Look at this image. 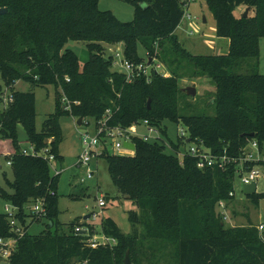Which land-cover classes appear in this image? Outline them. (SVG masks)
I'll list each match as a JSON object with an SVG mask.
<instances>
[{
	"label": "trees",
	"instance_id": "obj_1",
	"mask_svg": "<svg viewBox=\"0 0 264 264\" xmlns=\"http://www.w3.org/2000/svg\"><path fill=\"white\" fill-rule=\"evenodd\" d=\"M121 1L134 7L131 22L101 11L100 0H0V9H7L0 15L3 84L14 88L24 81L56 89V113L38 132L35 93L14 92L13 102L4 109L0 85V155L8 157L14 170V180L8 182L13 193L0 188V197L19 209L17 218L26 230L9 263L123 264L129 252L132 264H141L150 254L148 263L159 264L156 254L160 252L165 258L164 247L170 246L169 264H264V230L260 232L254 224L227 227L216 213L220 201L230 203L234 199L229 196L235 190L234 166L226 171H201L196 159L186 157L181 163L176 153L167 154L163 140L134 139L136 149L129 157L106 149L99 158L107 162L114 186L140 213L129 216L134 228L130 235H125L112 218H105L102 231L116 244L92 249L75 224L63 230L58 220V176L52 175L48 161L20 153L19 124L36 149L50 146L58 161L62 139L59 118L92 117L97 123L108 109L113 112L108 122L111 127L128 128L148 120L166 135L164 121H182L191 141H203L216 154L239 157L250 141H257L264 149V75L233 72L241 60L259 58L264 0H204L216 21L217 36L230 41L226 55H193L180 43L175 32L187 0ZM242 6L254 15L237 16L235 12ZM69 41L87 43L89 57L84 65L74 51L65 49ZM119 43L130 61H144L139 54L141 47L150 57L159 59L171 77L154 75L150 83L145 79L127 82L112 71L107 57V47ZM185 69L191 78H208L215 84L216 116L183 115L181 104L187 94L181 91L179 80ZM66 104L70 109H65ZM184 106L191 104L184 102ZM171 144L179 151L182 143ZM247 198L259 204L264 194ZM38 200L45 202V219L24 210ZM41 220L46 221L47 230L30 235V225ZM141 224L145 233L140 236L137 226ZM77 226L93 233L88 223ZM13 237L7 216L0 213V238Z\"/></svg>",
	"mask_w": 264,
	"mask_h": 264
},
{
	"label": "rangeland",
	"instance_id": "obj_2",
	"mask_svg": "<svg viewBox=\"0 0 264 264\" xmlns=\"http://www.w3.org/2000/svg\"><path fill=\"white\" fill-rule=\"evenodd\" d=\"M99 9L103 12H112L122 22H131L134 19V7L121 0H100ZM246 10L247 8L242 6L236 10L235 14L237 16L244 15ZM189 13L195 19L190 21L184 18L175 32L183 47L193 55H226L229 51L230 41L227 38L217 36L216 21L206 2L204 0H196L191 4ZM253 15L254 13L249 10L246 18L252 17ZM203 17H206L207 23L203 22ZM65 49H70L77 54L81 66L88 60L89 50L87 43L69 41ZM119 49L124 50L122 43L107 47V54L111 55V51H117ZM139 54L144 61L150 58L141 47H139ZM112 71L118 73L117 67L116 69L112 67ZM233 72L241 75H253L255 73L264 75V38L259 41V58L241 60ZM164 74L165 78L171 77V72L166 66ZM180 74L183 76L179 80L181 89L187 87L196 89L195 96L187 95V99L184 100V102H188L191 106H184V102L181 104L183 115L216 116L217 110L214 102L216 93L215 84L208 78H191L189 71H186V69L181 70ZM0 85H2L3 93L6 96H12L14 92L35 93V128L38 132L43 130L44 124L56 113V89L54 86L35 87L30 83L19 81L14 88H7L3 84L1 77ZM4 95L2 97V103L4 101ZM78 119L77 117L65 115L58 120L62 135L61 142L58 145L61 158L50 165L52 175H54V169L60 173L57 181L58 220L62 224L63 230L66 231L70 224L77 226L78 223L83 225L85 223L94 224L93 228L95 230L102 231V220L112 218L125 235H130L133 233L134 228L130 223L129 216L136 212L140 213V210L130 200H127L114 186L108 171L107 162L102 158H98L97 160L92 158L90 168L95 172V176L85 184H80V178L84 175V170L77 167L79 150L82 146L81 136L86 132L93 134L95 132L96 122L94 118L88 117L84 119L82 126H78ZM162 127H165L167 132L166 135L161 133V138L164 139L166 144L178 143L177 135L181 128L188 134L182 121H179V123L164 121ZM17 130L20 145L22 148L29 149L31 145L23 126L19 124ZM139 132L141 134H147V129L142 127ZM52 139V136L49 137L46 141L47 144ZM188 147L189 145L183 143L181 144L180 150L184 151ZM109 151L111 154L123 157H129L134 154L126 149L116 150L113 147H109ZM166 153L170 155L173 154V151L168 148ZM9 161L6 155H0V188L12 194L13 190L8 186V182L14 180V170L12 166L8 165ZM240 184V180L237 177L235 181L236 199L231 201L229 205L230 221L226 222L227 227L237 229L243 228L248 224L257 226L264 223V200L256 204L252 200L246 199ZM100 193L104 195L107 201V206L104 208L103 214L94 223L90 220L85 221V216L92 212L100 211L97 208V198L100 196ZM257 193L264 194V174L257 182ZM32 204H29L24 209L27 214L32 209ZM7 206H11V204L0 197V213H4ZM216 213L218 214L217 208ZM30 221L31 219L29 218L28 222ZM47 228L46 221L41 220L31 224L28 233L32 236H37L45 232ZM137 232L140 236L144 235L145 229L143 224L137 226ZM164 250L167 254L165 258H163L160 252L156 254L160 259L159 264L170 263L169 254L172 253L173 248L168 246L164 247ZM147 258L151 259V254ZM146 259H143L141 264H149L148 259ZM0 264L10 263L9 260L0 259Z\"/></svg>",
	"mask_w": 264,
	"mask_h": 264
},
{
	"label": "built area",
	"instance_id": "obj_3",
	"mask_svg": "<svg viewBox=\"0 0 264 264\" xmlns=\"http://www.w3.org/2000/svg\"><path fill=\"white\" fill-rule=\"evenodd\" d=\"M196 0H187L183 4L184 16L192 21L193 18L189 13L190 6ZM107 57L111 60L112 67L116 69L120 75H123L127 82H133L136 79H145L147 83H150L154 75H160L165 77L164 70L165 65L160 62L159 59L150 57L148 60L142 61L140 63L132 62L125 56L124 50L111 51V55L107 54ZM124 68V70H122ZM69 81V79H67ZM13 102V95H4L3 108L6 109ZM65 102V100H64ZM67 105V104H66ZM65 109H70L67 105ZM113 112L108 109L106 114L100 119L95 126V132L82 134V146L79 150V158L77 167L84 170V175L80 178V184H85L88 180H91L95 176V172L91 170L90 163L92 158L96 160L101 156L102 152L113 147L116 150L125 149L124 143L129 142L134 144V139H141L144 142H157L164 139L161 138L162 129L160 127L152 125L148 120L136 123L128 128H123L120 126L111 127L108 122L112 118ZM84 124V120L82 125ZM81 125V126H82ZM146 128L147 134H141L139 132L140 128ZM187 129V128H186ZM188 131V129H187ZM178 143H184L189 145L188 149L181 151L174 150L172 144H166L167 148L172 149L176 153L180 162L186 157H191L196 159V166L201 171H206L208 169H219L226 171L227 168L232 166L235 167V179L238 177L240 180V185L257 184L258 180L263 177L264 174V149H262L257 141L248 142L247 146L243 149V155L239 157H232L228 155H221L213 153L203 141L195 140L191 141L189 138V133L187 134L184 129L179 130ZM189 140V143H188ZM51 142L48 144L50 145ZM192 144V145H190ZM30 148L25 149L20 145V153L24 156L32 157H42L46 159L49 165L56 162V157L51 152L50 146L43 148L41 150L36 149V146L30 143ZM181 147V146H180ZM128 150V149H126ZM131 151V150H128ZM134 153V151H131ZM8 165L12 166V162L9 161ZM60 173L54 169V175L58 176ZM230 198H235L236 192L231 191L229 194ZM29 206V205H27ZM29 215L32 214L37 219H45L47 215V209L45 207V202L43 200H38L32 205ZM107 206V201L103 194L97 198V208L100 209L99 212L90 213V220L92 223L96 222L100 215L103 214L104 208ZM26 208V207H25ZM218 215L223 217V220L230 221L228 206L226 201H220L217 204ZM19 209L14 206H7L5 208L4 214L7 216L9 225L14 232L15 237L9 239L0 238V259L9 260L19 239L25 236L26 230L22 224L18 221ZM32 219V218H31ZM104 220V219H103ZM102 220V221H103ZM94 226V224H89ZM260 232L264 230V223L257 226ZM79 234H84L87 236L86 244L92 248L97 249L99 247H112L116 244L114 238L106 236L103 231H97L93 229V233L89 234L88 228H81L77 226L75 228Z\"/></svg>",
	"mask_w": 264,
	"mask_h": 264
},
{
	"label": "water",
	"instance_id": "obj_4",
	"mask_svg": "<svg viewBox=\"0 0 264 264\" xmlns=\"http://www.w3.org/2000/svg\"><path fill=\"white\" fill-rule=\"evenodd\" d=\"M248 11H249V9L246 10L244 17H247ZM6 13H7V9H0V15L6 14ZM203 22L207 23L206 17H203ZM181 91L183 93L187 94L188 96H195L196 95V89L193 87H187V88L181 89ZM82 123H83V118H79L77 121L78 126H81ZM251 136L254 137V134H251ZM188 143H189V140H188ZM124 148L131 150V151H135L136 146L133 143L125 142ZM256 192H257V184H255V183L243 186V194H245L246 196L253 195ZM89 218H90V215H87L84 217V220L87 221ZM123 264H132L129 252L126 253Z\"/></svg>",
	"mask_w": 264,
	"mask_h": 264
},
{
	"label": "crops",
	"instance_id": "obj_5",
	"mask_svg": "<svg viewBox=\"0 0 264 264\" xmlns=\"http://www.w3.org/2000/svg\"><path fill=\"white\" fill-rule=\"evenodd\" d=\"M256 193H257V192H256ZM244 195H245V194H244ZM245 196H246V195H245ZM235 199H236V196H235V198L233 199V201H234ZM246 199H248L247 196H246ZM263 200H264V199H263ZM261 201H262V200H261ZM261 201H260V202H261ZM230 203H231V202H230ZM230 203H227V206H228V212H229V208H230V207H229ZM257 226H258V225H257ZM76 227H77V226H76Z\"/></svg>",
	"mask_w": 264,
	"mask_h": 264
}]
</instances>
